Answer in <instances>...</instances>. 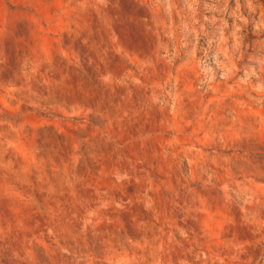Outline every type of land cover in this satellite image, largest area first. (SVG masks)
<instances>
[{"label":"rangeland","instance_id":"374dc122","mask_svg":"<svg viewBox=\"0 0 264 264\" xmlns=\"http://www.w3.org/2000/svg\"><path fill=\"white\" fill-rule=\"evenodd\" d=\"M0 264H264V0H0Z\"/></svg>","mask_w":264,"mask_h":264}]
</instances>
